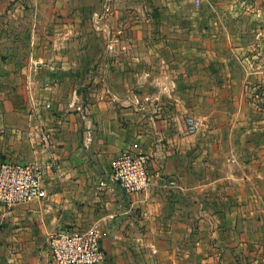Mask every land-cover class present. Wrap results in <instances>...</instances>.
Returning <instances> with one entry per match:
<instances>
[{
    "label": "crops",
    "instance_id": "obj_1",
    "mask_svg": "<svg viewBox=\"0 0 264 264\" xmlns=\"http://www.w3.org/2000/svg\"><path fill=\"white\" fill-rule=\"evenodd\" d=\"M125 148L142 191L109 179ZM2 160L46 197L0 205V264L91 227L102 264H264V0H0Z\"/></svg>",
    "mask_w": 264,
    "mask_h": 264
},
{
    "label": "built area",
    "instance_id": "obj_2",
    "mask_svg": "<svg viewBox=\"0 0 264 264\" xmlns=\"http://www.w3.org/2000/svg\"><path fill=\"white\" fill-rule=\"evenodd\" d=\"M185 123L189 133H194L199 126V120L193 115H188ZM45 142L52 141L46 137ZM149 162L150 155L145 152L122 149L110 163L109 179L126 193L142 191L150 182ZM45 197L41 172L36 164L0 162V205L11 207ZM101 239L102 234L96 227L73 228L52 233L47 246L54 264H102L106 253Z\"/></svg>",
    "mask_w": 264,
    "mask_h": 264
}]
</instances>
